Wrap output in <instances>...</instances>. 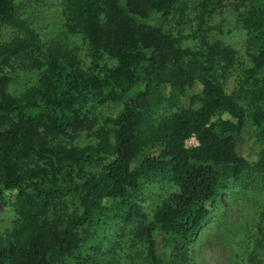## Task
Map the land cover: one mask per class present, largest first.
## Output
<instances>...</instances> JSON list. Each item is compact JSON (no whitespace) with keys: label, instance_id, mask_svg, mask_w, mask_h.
I'll list each match as a JSON object with an SVG mask.
<instances>
[{"label":"trees","instance_id":"16d2710c","mask_svg":"<svg viewBox=\"0 0 264 264\" xmlns=\"http://www.w3.org/2000/svg\"><path fill=\"white\" fill-rule=\"evenodd\" d=\"M21 1L0 0V204L11 221L0 264H195L215 199L264 173V0H240L256 44L247 68L207 39L211 0L194 50L172 25L194 0H61L88 63L45 44ZM23 75L36 78L15 95ZM245 134L255 163L240 153ZM157 179L174 191L152 208ZM261 225L259 246L264 215Z\"/></svg>","mask_w":264,"mask_h":264},{"label":"rangeland","instance_id":"374dc122","mask_svg":"<svg viewBox=\"0 0 264 264\" xmlns=\"http://www.w3.org/2000/svg\"><path fill=\"white\" fill-rule=\"evenodd\" d=\"M200 1V2H199ZM204 0H194L180 13L179 20L172 22L175 31L190 36L183 45L194 50L199 40L193 37L197 34L202 12L201 4ZM215 4L214 15L206 33L212 43L221 42L225 47L234 49L241 67H250L248 53H254L256 44L252 37L241 26L239 11L248 3L240 0H211ZM20 6L22 14L34 26L45 44L58 42L74 49L86 63L90 60V49L83 37L70 34L65 26V6L61 0H43L39 3H28L22 0ZM36 75H23L20 83L14 88V94H20L22 89L34 82ZM176 110V109H174ZM108 116V108L103 112ZM198 142L192 138L187 147L197 146ZM260 147L251 142L245 134L240 143V153L249 161L255 163L258 159ZM252 171L245 177L244 185L235 187L228 192H222L215 200L207 226L197 234L192 253L195 264H250L249 257L256 250L257 264H264V243L261 240L260 229L264 215V173ZM174 188L163 179L154 180L145 190L146 201L155 207L162 199L167 198ZM151 209V207H150ZM9 211L6 205L0 204V232L10 228ZM118 227L109 228V234L114 235ZM166 236L158 235L159 250H166Z\"/></svg>","mask_w":264,"mask_h":264}]
</instances>
